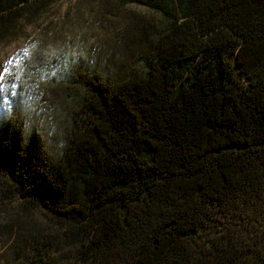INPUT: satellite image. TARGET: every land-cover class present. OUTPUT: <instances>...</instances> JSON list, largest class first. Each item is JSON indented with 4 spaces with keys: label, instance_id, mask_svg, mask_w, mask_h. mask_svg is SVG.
Listing matches in <instances>:
<instances>
[{
    "label": "trees",
    "instance_id": "16d2710c",
    "mask_svg": "<svg viewBox=\"0 0 264 264\" xmlns=\"http://www.w3.org/2000/svg\"><path fill=\"white\" fill-rule=\"evenodd\" d=\"M57 1L0 0V45ZM120 2L55 151L0 134V264H264V0Z\"/></svg>",
    "mask_w": 264,
    "mask_h": 264
},
{
    "label": "rangeland",
    "instance_id": "374dc122",
    "mask_svg": "<svg viewBox=\"0 0 264 264\" xmlns=\"http://www.w3.org/2000/svg\"><path fill=\"white\" fill-rule=\"evenodd\" d=\"M145 13L120 0H58L25 37L0 45V134L22 148L54 152L68 125L62 66L122 56L123 20Z\"/></svg>",
    "mask_w": 264,
    "mask_h": 264
}]
</instances>
